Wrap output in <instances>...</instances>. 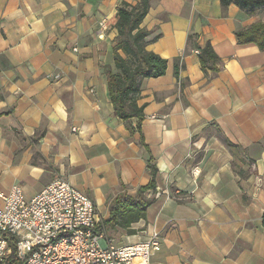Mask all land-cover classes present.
Here are the masks:
<instances>
[{
  "label": "crops",
  "instance_id": "crops-1",
  "mask_svg": "<svg viewBox=\"0 0 264 264\" xmlns=\"http://www.w3.org/2000/svg\"><path fill=\"white\" fill-rule=\"evenodd\" d=\"M139 2L0 0V196L20 186L30 200L61 179L94 201L116 244L158 232L152 264H264V49L236 35L264 22V10L152 0L141 27L168 69L140 80L144 120L130 130L107 71L118 10ZM208 43L218 73L202 70ZM150 163L158 172L145 218L110 221L119 195L153 182Z\"/></svg>",
  "mask_w": 264,
  "mask_h": 264
},
{
  "label": "built area",
  "instance_id": "built-area-1",
  "mask_svg": "<svg viewBox=\"0 0 264 264\" xmlns=\"http://www.w3.org/2000/svg\"><path fill=\"white\" fill-rule=\"evenodd\" d=\"M104 27V23H101ZM0 264H152L162 246L148 240L119 245L102 228L94 201L64 180L27 200L20 186L1 195Z\"/></svg>",
  "mask_w": 264,
  "mask_h": 264
},
{
  "label": "trees",
  "instance_id": "trees-1",
  "mask_svg": "<svg viewBox=\"0 0 264 264\" xmlns=\"http://www.w3.org/2000/svg\"><path fill=\"white\" fill-rule=\"evenodd\" d=\"M151 2L152 0H140L135 6L123 3L119 8L116 23L118 35L114 41L113 49L115 70L107 71L108 90L114 113L128 124L130 130H132L130 122L133 119L138 121V130L141 129L144 120V107H140L137 103L140 93V80L162 77L168 69L167 59L147 50L148 32L141 27L151 9ZM220 2L225 8L236 5L248 14L253 13L258 8L264 10V0H220ZM236 35L241 45L254 44L260 49H264V22L255 23L250 28L237 32ZM194 39V36H190V43L195 44ZM120 52H123L125 57ZM199 57L204 72L208 70L213 73L219 72L220 58L210 43L200 51ZM179 72V64H176L175 74L177 77ZM149 168L154 179L153 182L148 187L140 189L135 197L126 193L119 195L111 206L110 221L119 220L125 225V228H128L130 224L145 218L146 211L151 205L146 194L154 189L155 177L158 172L151 163ZM15 261L14 253L7 264H15Z\"/></svg>",
  "mask_w": 264,
  "mask_h": 264
}]
</instances>
